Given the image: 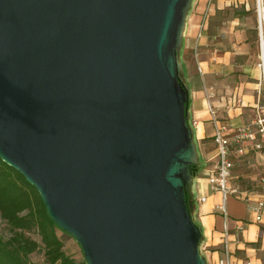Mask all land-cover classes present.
<instances>
[{"label":"water","instance_id":"obj_1","mask_svg":"<svg viewBox=\"0 0 264 264\" xmlns=\"http://www.w3.org/2000/svg\"><path fill=\"white\" fill-rule=\"evenodd\" d=\"M190 5L0 0V158L86 264H207L177 56Z\"/></svg>","mask_w":264,"mask_h":264},{"label":"crops","instance_id":"obj_2","mask_svg":"<svg viewBox=\"0 0 264 264\" xmlns=\"http://www.w3.org/2000/svg\"><path fill=\"white\" fill-rule=\"evenodd\" d=\"M233 2L191 0L179 39L177 56L189 93L190 123L206 151L213 145V117L216 125L230 133L251 122L264 105L258 50L247 41L249 31L239 26ZM214 167L205 173L209 176ZM201 196L207 200L202 209L196 206L194 219L202 229L207 264H216L225 250L238 264H264V209L261 221L256 222L247 200L229 196L224 219L216 209L220 195L210 193L205 185Z\"/></svg>","mask_w":264,"mask_h":264},{"label":"trees","instance_id":"obj_3","mask_svg":"<svg viewBox=\"0 0 264 264\" xmlns=\"http://www.w3.org/2000/svg\"><path fill=\"white\" fill-rule=\"evenodd\" d=\"M252 30L256 35L257 28ZM254 40L247 38L249 42ZM0 219L9 231L6 237L0 234V264H86L66 253L57 234L61 230L49 217L36 188L1 158ZM36 252L42 253L41 262L29 259Z\"/></svg>","mask_w":264,"mask_h":264},{"label":"rangeland","instance_id":"obj_4","mask_svg":"<svg viewBox=\"0 0 264 264\" xmlns=\"http://www.w3.org/2000/svg\"><path fill=\"white\" fill-rule=\"evenodd\" d=\"M259 2L263 15L261 27H259L257 16V0H234L233 2L236 5V14L240 19L239 26L249 31V36L255 39L252 44L257 47L258 54H260V35H262L264 42V0H259ZM254 27L257 28L256 35L252 30ZM191 134L192 148L189 159L197 165L196 177L190 181L192 198L195 205L202 209L205 203L198 202V199L205 190V185L208 187V174L205 173V170L216 164V153L213 145L209 146L207 151L204 150L201 143L195 138V128ZM229 184L232 189L236 190L233 194L235 197L242 199L245 195V197H251L255 201H264V156L258 151H250L246 155L235 158ZM8 233L6 224L0 219V234L6 237ZM57 234L63 240L64 250L67 254L76 260H84L80 245L71 235L62 231H57ZM31 236L37 238L35 234H31ZM199 251L202 254V242ZM29 259L38 263L43 260V255L41 252L32 253L29 255Z\"/></svg>","mask_w":264,"mask_h":264},{"label":"built area","instance_id":"obj_5","mask_svg":"<svg viewBox=\"0 0 264 264\" xmlns=\"http://www.w3.org/2000/svg\"><path fill=\"white\" fill-rule=\"evenodd\" d=\"M257 16L259 26L262 23V8L260 11V2L257 0ZM260 54L258 67L260 69V84L264 96V42L262 35L259 38ZM209 112L213 116L214 111L209 107ZM215 124L214 133L212 135V143L216 153V164L214 170L208 176V189L210 193H218L220 199L216 203V209L220 211L224 219L226 213V199L229 196H234L235 189H232L229 184L232 168L234 166V159L247 154L250 151H258L264 156V105L263 109L257 113V116L248 124L235 128L230 133L225 132L224 126L216 125V120L213 117ZM238 198V197H237ZM248 209L254 215L255 221L260 222L262 212L264 209V201L256 200L250 203L247 197ZM207 196H201L198 202L204 203ZM224 232H226V225H224ZM216 264H238L232 259L231 254L225 250L223 257L218 258ZM250 264V262H246Z\"/></svg>","mask_w":264,"mask_h":264},{"label":"bare ground","instance_id":"obj_6","mask_svg":"<svg viewBox=\"0 0 264 264\" xmlns=\"http://www.w3.org/2000/svg\"><path fill=\"white\" fill-rule=\"evenodd\" d=\"M260 9H261V7H260Z\"/></svg>","mask_w":264,"mask_h":264}]
</instances>
